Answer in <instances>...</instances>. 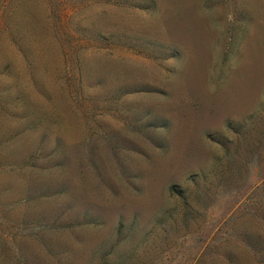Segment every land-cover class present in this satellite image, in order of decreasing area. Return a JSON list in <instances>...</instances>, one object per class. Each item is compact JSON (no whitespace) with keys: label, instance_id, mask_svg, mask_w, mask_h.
<instances>
[{"label":"rangeland","instance_id":"obj_1","mask_svg":"<svg viewBox=\"0 0 264 264\" xmlns=\"http://www.w3.org/2000/svg\"><path fill=\"white\" fill-rule=\"evenodd\" d=\"M0 264H264V0H0Z\"/></svg>","mask_w":264,"mask_h":264}]
</instances>
